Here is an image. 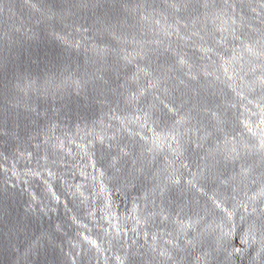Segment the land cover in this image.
<instances>
[{"label": "water", "instance_id": "1", "mask_svg": "<svg viewBox=\"0 0 264 264\" xmlns=\"http://www.w3.org/2000/svg\"><path fill=\"white\" fill-rule=\"evenodd\" d=\"M0 264H264V0H0Z\"/></svg>", "mask_w": 264, "mask_h": 264}, {"label": "snow or ice", "instance_id": "2", "mask_svg": "<svg viewBox=\"0 0 264 264\" xmlns=\"http://www.w3.org/2000/svg\"><path fill=\"white\" fill-rule=\"evenodd\" d=\"M235 251H240V249H235Z\"/></svg>", "mask_w": 264, "mask_h": 264}]
</instances>
